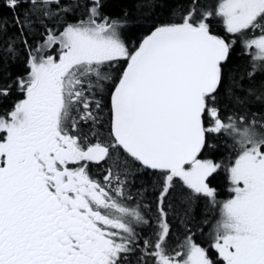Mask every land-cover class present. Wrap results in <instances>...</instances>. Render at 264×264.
I'll list each match as a JSON object with an SVG mask.
<instances>
[{
    "label": "snow or ice",
    "instance_id": "6c2138e0",
    "mask_svg": "<svg viewBox=\"0 0 264 264\" xmlns=\"http://www.w3.org/2000/svg\"><path fill=\"white\" fill-rule=\"evenodd\" d=\"M0 264H264V0H0Z\"/></svg>",
    "mask_w": 264,
    "mask_h": 264
}]
</instances>
